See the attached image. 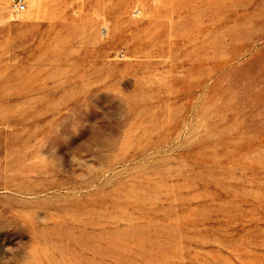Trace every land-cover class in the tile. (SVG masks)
I'll list each match as a JSON object with an SVG mask.
<instances>
[{"label": "rangeland", "instance_id": "374dc122", "mask_svg": "<svg viewBox=\"0 0 264 264\" xmlns=\"http://www.w3.org/2000/svg\"><path fill=\"white\" fill-rule=\"evenodd\" d=\"M0 0V264H264V0Z\"/></svg>", "mask_w": 264, "mask_h": 264}, {"label": "built area", "instance_id": "2783aa9c", "mask_svg": "<svg viewBox=\"0 0 264 264\" xmlns=\"http://www.w3.org/2000/svg\"><path fill=\"white\" fill-rule=\"evenodd\" d=\"M11 10L14 14H22L26 11L25 0H13Z\"/></svg>", "mask_w": 264, "mask_h": 264}]
</instances>
